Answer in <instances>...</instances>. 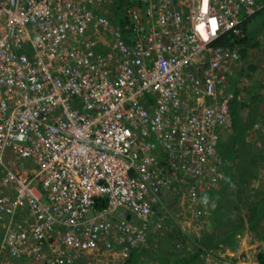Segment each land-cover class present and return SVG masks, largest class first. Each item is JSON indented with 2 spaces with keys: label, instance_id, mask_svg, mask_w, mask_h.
<instances>
[{
  "label": "built area",
  "instance_id": "built-area-1",
  "mask_svg": "<svg viewBox=\"0 0 264 264\" xmlns=\"http://www.w3.org/2000/svg\"><path fill=\"white\" fill-rule=\"evenodd\" d=\"M106 2L0 0V264H117L170 210L200 233L227 179L246 61L216 41L264 2L133 0L124 25ZM234 239L203 264H262L264 238Z\"/></svg>",
  "mask_w": 264,
  "mask_h": 264
},
{
  "label": "trees",
  "instance_id": "trees-1",
  "mask_svg": "<svg viewBox=\"0 0 264 264\" xmlns=\"http://www.w3.org/2000/svg\"><path fill=\"white\" fill-rule=\"evenodd\" d=\"M131 1L133 0H113L111 9L114 21L123 25L125 24V19L122 16L123 11ZM259 14L263 18L261 21H263L264 25V7L254 16L258 17L260 16ZM252 17L244 20L242 24L243 31L240 35H225L216 42L218 44L238 45L242 55L245 56L249 48L259 46L260 44V40L256 39L250 32ZM240 76H242V72L239 74V79ZM240 83H242L241 80ZM237 90L236 93L239 94L241 91L238 87ZM249 96V98L243 100L241 94L240 98L235 97L233 100V129L235 130H233L232 137L230 135L231 139H229V143L232 142L233 145H229L230 148L226 154L219 151L228 160V176L226 181L212 192L215 204L213 203L214 211L211 213L210 219L224 222L226 218L224 211L228 208L224 203V198L230 197L234 193L239 195V192H242L240 194L244 196L242 206H246L247 208L249 227L251 226L259 230L262 218L264 217V192L259 189L255 194H252L249 185L252 179L258 175V168L261 165L264 166V145L260 148L255 142L248 144L249 142L245 138V130L253 127L255 122L264 116V93H261L260 90H255ZM243 121L244 123H241ZM233 149L239 150L238 154L241 155L239 161H234L233 155L231 156ZM251 157L250 161L252 163H249V158ZM261 194L263 195L261 196ZM232 205L235 206V209L242 208L241 205L234 204L233 202ZM233 212L231 211V213ZM242 222L243 217L240 215L238 225L230 224L218 237L213 235L214 233L210 232L208 228H205L197 236L190 235L191 240L189 243L186 240L190 231L183 230L182 227L178 228L174 225L173 229L165 232L163 235L150 236L145 245L132 248L129 255L117 264H203L206 254L216 250L221 245L229 246L234 244V235L236 231L240 230L239 226H241ZM261 234L259 237L264 238V229L261 231ZM154 238H160L161 241L159 243L154 242ZM181 243L183 246H180L182 245ZM146 251H150L151 253L149 252V255H146ZM260 257L262 264H264V255L262 253ZM14 264H29V262L23 259L15 261Z\"/></svg>",
  "mask_w": 264,
  "mask_h": 264
},
{
  "label": "rangeland",
  "instance_id": "rangeland-1",
  "mask_svg": "<svg viewBox=\"0 0 264 264\" xmlns=\"http://www.w3.org/2000/svg\"><path fill=\"white\" fill-rule=\"evenodd\" d=\"M106 5H107L106 7L111 9L112 2H110V0H107ZM258 19H259V21H255V22L252 23V25H250L251 35H253L256 39L259 38V37L263 38V36H264V25L263 26L260 25L261 20L263 18H262V16H260V17H258ZM259 45L260 46H257V47L255 46L256 47L255 52H257L258 49L261 50V48H262L261 44H259ZM251 48H249L248 52L245 54L244 57L248 58L249 62L252 63L253 57H254V59H256L259 56L260 51L258 52V54L257 53L256 54L249 53ZM248 60H246V61H248ZM251 65H254V64H251ZM248 98H249V96H248ZM241 123H244V121L241 122ZM241 123H239V125H241ZM233 130H235V129H233V127H232L230 130L224 131V133H223V141L218 146V150L221 151L224 154H226L228 149L230 148L229 145H231V144L233 145V143L231 141H230L231 143H229V139H231V137H232L231 134H232ZM261 133L262 132H260V131L255 133L254 131H252V127H249L247 130H245L246 140L249 142L248 144L253 143L254 140H257V141L259 140L261 143H263L264 142V136ZM230 135H231V137H230ZM250 135H252V136H250ZM238 153H239L238 149H233V151H231V156L232 155H233V157L236 156L238 161H239L241 155L238 154ZM251 159H252V157L249 158V163H252L250 161ZM225 160H227V159H225ZM240 194H242V192L241 193L239 192V195L238 194L236 195V193H234V194H232V196L230 195V197H225L224 198V203L228 207L227 210L224 211V215L226 217L224 222H220V220H216L215 221V219L212 220V219L209 218L205 228H208V230H210V232L214 233L213 235L218 237L223 230H225L226 228H228L230 226V224L238 225V219H239L240 215H242L243 222H242L241 226H239L240 230L236 231V233L240 234L244 238V240L246 242H251V241H254V240H258V239H260L259 236L262 235L261 231L264 229V228H262V227H264L263 224H262L264 217L262 218L261 228H259V230L255 229V228H252L251 226L249 227L248 219H247V222H246L245 217H244V214L247 216L248 211H247L246 206L245 207L242 206V204H243L242 200L244 199V196L242 195L243 196V198H242V196ZM232 202L234 204L241 205L242 208L235 209V206L232 205ZM211 209H212V212H213L214 209L212 207H211ZM230 210L234 211V212L231 213ZM173 212L170 210L169 211V217L166 218L167 227H168V225H172V226L175 225L176 227L179 228V227L182 226L183 221H185V219H184L185 217L178 216L177 214H175V212L174 213ZM189 231L190 232L188 233L187 240H186L188 243L191 240V236L190 235H196V236L199 235V233H197L194 230V228H191ZM154 239H155V240H153L154 242H158L159 243L161 241L160 238H154ZM236 245H237V242L234 239V244L229 245V246L226 245V247L227 248H233ZM181 246H183V245H181ZM217 250H219V248H217ZM149 252L150 251H146V255H149ZM108 258H110V257L109 256H105V257L102 258V260H98V261L95 260V261H92V262H90V260L88 258H85V260L80 261V264H88L89 262H90V264H112L111 262L110 263L107 262V261H109ZM204 261H205V259H203V263H204Z\"/></svg>",
  "mask_w": 264,
  "mask_h": 264
},
{
  "label": "crops",
  "instance_id": "crops-1",
  "mask_svg": "<svg viewBox=\"0 0 264 264\" xmlns=\"http://www.w3.org/2000/svg\"><path fill=\"white\" fill-rule=\"evenodd\" d=\"M260 1L264 2V0H260ZM260 16H258V17H260ZM258 17H255V16L252 17L250 24L252 25L253 22L259 21ZM260 25L263 26V21H261ZM258 39L260 40L259 42H260L261 47H262L261 50L258 49V51L255 52V49L257 47L256 46V47H252L250 49L249 53H254V54L257 53L258 54V52L260 51L259 56L256 59H254V57H253L252 63L249 62L248 58L245 57V61L246 60H248V61H246L245 69L242 71V77L240 79L242 81V83H241V88H239V90L241 89V94H242L243 100L248 98V96L251 93H254L255 90H260L261 93H264V81H261V79L264 77V36H263V38L259 37ZM251 64H254V65H251ZM250 136H252V135H250ZM245 138H246V136H245ZM237 160L238 159L235 156L234 161H237Z\"/></svg>",
  "mask_w": 264,
  "mask_h": 264
}]
</instances>
